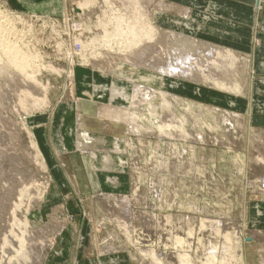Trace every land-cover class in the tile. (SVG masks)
I'll return each mask as SVG.
<instances>
[{
	"label": "rangeland",
	"instance_id": "rangeland-1",
	"mask_svg": "<svg viewBox=\"0 0 264 264\" xmlns=\"http://www.w3.org/2000/svg\"><path fill=\"white\" fill-rule=\"evenodd\" d=\"M82 1L84 0H0V14L7 17L12 28L7 42L23 46L24 50L31 53L33 59L31 61H35L28 72L32 76L6 68L0 71V194L2 193L0 195V260L2 262L0 263L8 264L10 261L9 264H27L23 261L24 256L33 259L30 264L150 263L149 259L143 260L135 251L139 247L137 244L138 247L135 249L132 246L125 249L121 247V245L124 246L125 238L118 219L114 193L105 195V191L98 186L100 184L93 171V164L86 155L83 156L78 152L71 153L70 149H64L60 146L62 143L58 142L57 137H65L72 120H75L74 115L70 116L66 112L67 105L77 96L76 85L80 82L85 83L87 80L85 78L90 75L80 71L83 69L82 64L87 65L81 61L87 62L96 55V60L92 61L96 62L99 59L96 66L101 70H114V67L124 66L128 61L131 63L138 61L137 64H142L149 56L156 59L163 52H167L168 43L172 40L168 36L183 37L184 35L199 43H202L199 39H203L202 44L211 42L233 51L234 61L226 67L227 70H232L231 76L229 78L219 76V78L226 80L231 90L236 86L235 91L218 92L209 85L211 84L209 79L191 87H200L203 94L209 91L223 97L231 95L239 100L240 106L230 107L221 101L215 102L210 98L207 100L204 95L200 98L194 97L188 91H186L187 97L182 95L180 97L187 102H197L230 112L235 115L234 119L239 125L231 138L234 145L226 143L229 142L226 141L228 140L226 131H219V136V132L211 133L203 128L198 139L193 141L192 154L188 152L193 158L189 160L192 165L188 163L193 170V172L190 170V176L184 177L186 175L184 172L180 176L177 173L172 175L170 171L168 172L171 167L169 160L174 159V155H170L169 146L160 147L164 158H169L160 172L153 170L151 165L153 161L150 157L146 158L145 166H147L144 172L148 175L147 177L144 175L141 186L152 189L148 190V198L145 202L142 201L139 204L140 212L143 217H149L151 211L152 215L154 214L151 216L150 226L152 232L156 234H153L155 243L152 245L157 251L161 252L167 248H172L174 251L172 246L176 242L174 235L179 232L186 238L188 237L187 228H189L193 238L191 253L195 252L193 245L197 237L205 231L200 225V219L206 218L217 226L224 222L228 225L232 224L230 228L232 231L226 235H222L224 233L222 232L217 236L220 230H216L214 236V242L218 243L219 248H221L220 244H224L230 250V255L223 259L225 264H264V187L262 184V177L264 178V71H258L264 64L262 12L264 0H256L253 13L257 25L254 28L252 20L240 21L249 33L246 29L236 32L235 36L238 40L235 41L234 46L229 45V42H226L227 39L219 37L221 35L212 32L215 27H211L209 23H218L222 25L220 27L225 25L231 30H221L224 32L222 34H227V37L234 40L231 31L237 28L228 21L230 19L218 15L217 9L214 10V7L218 5L213 2L208 12L228 22H217L195 15L194 12L206 10L209 3L199 10L192 8L191 11L194 14L192 16L191 12L185 13V9L189 10L188 6L175 5L171 3L172 0H141V11L138 10L136 13L143 17L145 15L146 22L152 20L155 28L147 35L137 34L134 36L138 39L136 43L129 45L128 41L124 44L123 27L131 26L134 21L126 18L125 10L121 6L122 0H95L92 5L81 8ZM196 2L199 1L196 0ZM240 11L241 14L246 12V10ZM129 15H131L130 11L127 13L128 17ZM198 16V20L201 22L203 20L206 25L201 26L202 30H197L195 27L192 32L189 31L187 20L190 17L194 20ZM116 27H121V36L115 35ZM217 29L214 31L220 30ZM106 38L116 42L107 43ZM85 41L91 44L83 47L81 43ZM129 42H132L131 38ZM109 45L111 48H108ZM209 47L206 44L204 49L208 50ZM86 48L89 49L84 53ZM254 48H263L261 49L263 54L261 51L258 53L262 55V58ZM145 55L144 60L139 59ZM82 88L85 94H81L80 98H87L88 87L83 85ZM28 93H32L35 97L44 96L45 103L35 110L31 109L30 104L25 100ZM61 116L64 117L63 121ZM28 131L34 136L35 141L39 142L45 157L46 169H41L35 161ZM194 135L197 136V133ZM218 136L222 137L221 140ZM154 143L155 141H150V144H153L152 148L155 147ZM201 148H205L204 153H201ZM259 158L261 162L263 161L261 165ZM200 162L204 165H200ZM196 167L200 168V175H197L199 171L196 173ZM105 170L108 169L105 168ZM131 170V168L125 169V175H129ZM120 171V167L117 168L116 164L111 172L106 173L110 176H118L121 175ZM194 175L200 177L194 178ZM159 179L162 180L159 183H162L160 186L157 185ZM139 181L142 180L139 179ZM252 181L256 182L258 189L255 185L250 186ZM152 182L154 186L151 185ZM167 182L170 184H166ZM196 182L202 184L201 187L204 189L200 188ZM172 184L177 190L176 200L169 207L152 208L150 202L156 199L155 192L166 191ZM4 187L5 190H3ZM22 188L24 189L21 190ZM5 192L10 194L7 195ZM40 195H42L41 199ZM12 215L18 223L21 222L20 226L16 225L19 229L12 226L14 218ZM176 215L182 218L175 222ZM26 221L30 230L22 233V225ZM177 222H181V225ZM20 233L28 237L25 235L24 238V252L17 255L16 246ZM144 249H151V247ZM114 250L119 252L108 253ZM237 251L240 253L238 257ZM36 256L37 258L34 259ZM8 259L11 260L8 261Z\"/></svg>",
	"mask_w": 264,
	"mask_h": 264
},
{
	"label": "bare ground",
	"instance_id": "bare-ground-1",
	"mask_svg": "<svg viewBox=\"0 0 264 264\" xmlns=\"http://www.w3.org/2000/svg\"><path fill=\"white\" fill-rule=\"evenodd\" d=\"M94 1L95 0L82 1L81 8L85 5H92ZM140 1L141 0H122L121 6L123 10H125L124 12L126 13V18H131L134 21L131 26L126 28L123 27L125 30L124 44L128 41L129 45H134L138 40L134 36H137V34L140 36L147 35L155 28L154 24H152V20L146 22L144 20L145 15L143 17V15L136 13L138 10L141 11L142 6ZM210 10L211 8L205 10L204 12H195V14L204 16L214 21L228 22L223 18L220 19L212 16L208 12ZM128 11L131 12L129 17L127 16ZM185 13L188 14L190 11L185 9ZM120 19L122 18L120 17ZM187 24L189 25V31L191 32L195 27H197V24H194L191 17L187 20ZM10 25L11 22H9L7 17L0 14V71H3L6 68L7 70L32 76V74H28L35 63V61H31V53L24 50L25 48L20 44L14 45L7 42L8 35L12 32ZM116 29L117 33H115V35L121 36V27H116ZM168 37L172 38V40L168 43L169 46L167 52H163V54L156 59L153 56H149V58L142 64H137L138 61H133V63L128 61L124 66L121 65L114 67V70H101L98 66H96V63L99 60L98 59L95 62L96 55L92 56V59L87 62L81 61V63H87V65L82 64L83 69H80V71L82 73L87 72L90 75H87V78H85L87 79L85 83L80 82L76 85V90L79 94L77 93L75 100L67 105L66 109V112H68L70 116H75V120H72V124L69 126L67 131L68 134L66 133L65 137H57V140L62 143V145H60L61 147L67 150L70 149L71 153L78 152L83 156L86 155L88 160H90L93 164V171L95 176H97L98 184H100L98 186L102 188V191H105V195L108 193L111 194V192L114 193V202L117 208V214L119 215L118 219L120 220L118 221L122 225L120 227H122L121 231H123L122 234L125 238L124 246L121 245V247H124L125 249L128 246H132L135 249V247L139 246L135 249V251L138 252V255H140L143 260L149 259V264H225L223 259L227 255H230V250H228L224 244H220L221 248H219L220 246L218 247V243L214 242V236L216 230H220L218 231L219 234L217 236H219L222 232H224L222 235H226L228 232L232 231V229H230L232 224L228 225L224 222L218 225V227L206 218L205 220L200 219V225L205 229V231L200 234V237H197V241L193 245L195 252L191 253L193 238L191 229L189 230V228H187L188 237L186 238L179 232L175 234L176 236L174 235L176 238V242L172 244L174 251L172 248H167L166 250H161L160 252L154 249V246L152 245L155 243L153 238V234L155 233L152 232L150 219L154 214L152 215L151 211L149 213V217H143L142 212H140L139 204L142 201L145 202L148 198V190L150 189L149 187L145 188L141 186L144 177H147L148 175L144 172L147 166H145L146 158L150 157L153 161L154 168L157 172H160L163 170V166L166 165L165 162H168L169 160V158H164V155L160 152V147L162 145L169 146L172 152H170V155H174V159L169 160L171 167H169L168 172L170 171L172 175L177 173L179 176L184 172L186 173L184 177H187V172L190 173V170L192 169L191 166L189 167L188 163L189 160L193 159L188 153L189 148L193 146V141L198 139L197 137L199 133H202L203 128L207 129L209 132L211 131V133L226 131L227 134H225L227 135L226 137H228V140L226 141H229L226 143L230 145V143L233 144V140L231 138L236 131L235 128L239 125L234 119L235 115L230 112L221 111L220 109L212 106L201 105L197 102H187L183 97H180L181 95L187 97L186 91H188L191 92V95L194 97L200 98L204 95L207 100L210 98L215 102L221 101L227 103L230 107L240 106L239 100L229 94V96L224 97L220 96V94L210 93L209 91H207L206 94H203L200 87H191L194 84H201L202 82H205L206 79H209V82L211 83L209 85L218 92L231 93L229 91H235L236 86H234L231 90L228 85L229 83H227L226 80L220 79L229 78L232 74V70H227L226 67L227 64H232L234 61L233 51L211 44V42H205V44H202L204 43L203 39H199L200 42H202L199 43L194 41L191 37L190 39L189 37H184V35L183 37ZM129 38L132 39V42H129ZM112 41L116 42V40L113 39L108 40L106 38L105 40L107 43ZM82 43L81 45L83 47L91 44L87 41ZM206 44L210 46L207 48L208 50L204 49ZM108 48H111V46L109 45ZM88 49L89 48H86L84 53H86ZM145 57L146 55L139 59L144 60L143 58ZM93 59L95 60L92 61ZM72 73L73 75H76L74 72ZM219 76L221 77L219 78ZM83 85L88 87L86 94L89 93L87 98L83 97L84 99L80 98L82 97L81 94H85L83 92L84 89L82 88ZM163 86L164 88H161ZM25 100L28 101L30 108L33 110L39 108L40 105L45 103L44 96L35 97L32 93H28ZM236 116L239 115L236 114ZM63 118L64 117L61 116L62 121L64 120ZM195 133H197V136L194 135ZM28 135L30 136V147L34 152V158L37 165L41 169H46L45 157L41 152L38 144L39 142L37 140L35 141V138L30 131H28ZM151 138L156 139L152 140ZM221 138L219 137V140H221ZM234 139H236V137ZM150 141H155L154 148H152L153 144H150ZM260 159L261 158H259V160ZM199 161L200 160H198V162ZM261 163H263V161L261 162L260 160V165ZM116 164L117 168L120 167L121 171L119 174L121 175L110 176L109 173H106L107 171L111 172ZM189 164L192 165V163ZM202 164L203 163L200 162V165ZM199 167H196V173L199 171L197 175H200ZM105 168L108 170H105ZM129 168L132 170L129 171V175H125L124 170ZM203 171L205 172L204 169ZM191 172H193V170H191ZM202 173L203 172H201V175ZM195 177L198 176L194 175V178ZM131 178L133 180H130ZM139 179L142 181H139ZM262 179L264 187V178L262 177ZM161 181L162 180L159 179L157 181V185ZM255 181H252L250 186H254L256 184ZM196 183L200 188H203L201 187L202 184L199 182ZM161 184H159V186ZM166 184L169 185L170 182H167ZM151 185L154 186L153 182ZM258 185L260 186V184ZM257 187L258 186H256V188ZM9 189L11 188L9 187ZM23 189L24 188L21 190ZM3 190H5V187ZM5 193L4 195L8 192L6 194ZM176 195L177 190L175 189L174 184L169 186L166 191H159L158 193L155 192L154 197H156V199L150 202L151 207L154 209L163 208L164 206L169 207L170 204L176 200ZM41 196L42 195H40V199ZM187 200H189V198H187ZM186 205L187 204H185V206ZM13 217L12 226H16L21 223L17 222L15 216ZM180 218L182 217L179 215L174 216L175 222ZM177 223L181 225V222ZM18 226H20V224ZM22 226V233L30 230L27 225V221ZM25 235L21 234L20 238H18L19 241L16 246L17 255L25 250ZM17 236L14 237L17 238ZM26 236L28 237V235ZM148 246H150L152 250L144 249L148 248ZM1 249L3 251V246ZM116 252L117 251L115 250L108 251L109 254H115ZM236 253L238 257L240 255L239 251ZM2 256L3 255H1V257ZM23 258H25L23 259L24 263L27 264H30V261L33 260L27 256H24ZM36 258L37 256L34 259ZM11 259H8V261Z\"/></svg>",
	"mask_w": 264,
	"mask_h": 264
},
{
	"label": "crops",
	"instance_id": "crops-1",
	"mask_svg": "<svg viewBox=\"0 0 264 264\" xmlns=\"http://www.w3.org/2000/svg\"><path fill=\"white\" fill-rule=\"evenodd\" d=\"M197 1H199V2H196V0H172L171 3L178 5V6H188L189 8H187V9H189L192 16L194 15L191 11L192 8L193 9L197 8V10H199V9L204 8L206 6V4L209 3L210 5L208 6V8H206V10H208L209 8H211L212 2L215 3V5H218V6L214 7L219 12L218 15L222 16L225 19H230L228 21H231L237 27L234 31L233 30L231 31V35L233 36L234 40L227 37L226 36L227 34H222L224 32H222L221 30H226V31L231 30L228 27H226L225 25L223 27H220L222 25H219L218 23H213V24L209 23V24L212 25L211 27H215L214 30L219 28L220 30L219 29H217V30H219L220 32L214 31V30H212V32H214L215 34L221 35L219 37H223L224 39H227L228 41H226V42H229L228 44L231 46H234L236 44L235 41L238 40V38L235 36V33L241 29L243 31H245V29H246L245 26L240 21H249L250 22L252 20L253 28L255 27V25H257V23H255V17H254V13H253V9L255 7L256 0H197ZM240 10H246V12H242V14H241ZM203 11H205V10H203ZM262 12H263V18H264V4H263V11ZM262 12H261V14H262ZM198 18H199V16L197 18H195L193 21H194V24L195 23L197 24V30L198 29L202 30L201 26L206 25V24L203 20H202V22L199 21ZM234 20H236L237 22H235ZM190 23H192V22H190ZM246 31H248V33H249L248 29H246ZM252 32H254V31L252 30ZM223 43H225V42H223ZM261 49L263 50V48H254V50L257 51V54L260 51H261V54H263ZM259 57L262 58V55H259ZM263 67H264V64H263ZM263 67H259L258 71L263 72L264 71V70H262Z\"/></svg>",
	"mask_w": 264,
	"mask_h": 264
},
{
	"label": "water",
	"instance_id": "water-1",
	"mask_svg": "<svg viewBox=\"0 0 264 264\" xmlns=\"http://www.w3.org/2000/svg\"><path fill=\"white\" fill-rule=\"evenodd\" d=\"M191 149H192V148L190 147V148H189V152H192ZM200 150L202 151L201 153H204V152H205V148H201ZM152 165H153L152 168H153L154 170H156V169L154 168V164H152ZM156 171H157V170H156ZM158 172H159V171H158ZM187 175L190 176V173L187 174Z\"/></svg>",
	"mask_w": 264,
	"mask_h": 264
}]
</instances>
